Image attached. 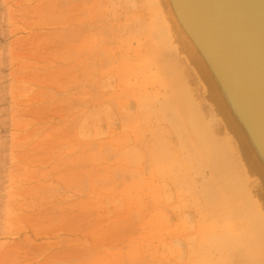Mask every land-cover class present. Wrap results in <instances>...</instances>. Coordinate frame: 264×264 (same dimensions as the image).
<instances>
[{
    "label": "rangeland",
    "instance_id": "374dc122",
    "mask_svg": "<svg viewBox=\"0 0 264 264\" xmlns=\"http://www.w3.org/2000/svg\"><path fill=\"white\" fill-rule=\"evenodd\" d=\"M154 42L140 0H0V264H254ZM100 93L109 120L72 110Z\"/></svg>",
    "mask_w": 264,
    "mask_h": 264
},
{
    "label": "water",
    "instance_id": "95a60500",
    "mask_svg": "<svg viewBox=\"0 0 264 264\" xmlns=\"http://www.w3.org/2000/svg\"><path fill=\"white\" fill-rule=\"evenodd\" d=\"M155 1L141 0L147 13L153 12ZM170 3L175 15L181 18L185 33H189V37L182 30L178 34L173 26L176 38L191 55V65H185L183 76L174 74L179 79L181 89L176 91L179 89L184 110L178 105L203 156L207 154L212 160L209 168L233 205L234 223L246 231L249 239L256 240L263 252L264 0ZM148 25L151 36L159 42L160 56L166 54L160 42L161 29L153 23ZM194 69L202 86L196 83ZM198 125H206L209 132H214L212 138L208 134L200 137L203 146L195 133ZM219 147L228 164L219 158Z\"/></svg>",
    "mask_w": 264,
    "mask_h": 264
},
{
    "label": "bare ground",
    "instance_id": "6f19581e",
    "mask_svg": "<svg viewBox=\"0 0 264 264\" xmlns=\"http://www.w3.org/2000/svg\"><path fill=\"white\" fill-rule=\"evenodd\" d=\"M88 1H90V0H88ZM96 1V0H95ZM141 1V0H140ZM133 2V1H132ZM158 2V3H157ZM157 2L155 1V4H153L154 6H155V8H152V10H153V14L151 13V14H149L148 13V24H150V23H153L155 26H156V28H160L161 29V34H160V42L162 43L161 44V46L163 47V48H165V50H164V52L166 53V54H164V55H162V56H160V51H158V48H160V46H159V42L157 43L156 41L157 40H155V42H154V49H156L157 50V55H156V58H157V62H158V72L160 73V75L161 74H163L165 77L167 76V78H166V80L167 81H171L170 83L171 84H173V90H172V93H173V97L175 98L174 100L176 101V103L177 104H181L182 105V108H183V110H184V106H183V101H182V99H181V96H180V94H179V89H178V92L176 91V88H180L181 89V87L179 86V83H178V78L176 77V76H174V74H177L178 76H180V77H182L183 76V74H184V72L186 71V66L185 65H187L188 67L191 65V62H190V53H189V51H187L185 48L183 49V43H181L180 41H178V39L176 38V37H178L177 36V34H176V32L174 31V29H173V26H174V28H175V30L177 31V33L179 34L180 32H181V30L185 33V31H184V29H183V24L181 23V21H180V19L181 18H178V16L177 15H175V13H174V11H173V9H172V6H171V3H170V0H157ZM86 3V2H85ZM84 3V4H85ZM128 3V2H127ZM142 3V2H141ZM101 4V3H100ZM158 4V5H157ZM86 5V4H85ZM102 5V4H101ZM126 5V4H125ZM132 5H133V3H132ZM89 6V5H88ZM92 6V5H91ZM131 6V5H130ZM83 7V6H82ZM81 6H80V8H82ZM98 7H100V6H98ZM101 7H105V5L103 6H101ZM113 7V6H112ZM111 7V8H112ZM86 8H88L87 7V5H86ZM110 8V9H111ZM114 8L115 7H113L112 9H111V11L113 12L114 11ZM83 9V8H82ZM85 9V8H84ZM83 9V10H84ZM95 9V8H94ZM93 9V10H94ZM82 10V11H83ZM142 10V9H141ZM100 13H101V11H103L102 13H105L104 12V10L102 9L101 11H100V9L98 10ZM110 11V10H109ZM109 11H106V12H109ZM134 11V10H133ZM147 11V10H146ZM81 12V11H80ZM87 12V11H86ZM116 12V11H115ZM119 12V11H118ZM135 12H137V11H135ZM78 13H79V11H78ZM77 13V14H78ZM99 13V14H100ZM64 14V13H63ZM69 14V13H68ZM76 14V15H77ZM112 14V13H111ZM117 14V13H116ZM115 14V15H116ZM143 14V13H142ZM82 15H83V13H82ZM82 15H81V17H82ZM96 15V14H95ZM103 15V14H102ZM102 15H101V18H103L102 17ZM113 15H114V13H113ZM84 16H85V14H84ZM93 16H94V14H93ZM105 18H107L109 15H107V17H106V13H105ZM134 16H136V15H134ZM161 16H163V20H162V18H161ZM62 17H66V14H65V16L63 15V16H61V18ZM73 17H75V16H73ZM87 17V16H86ZM114 17V16H113ZM67 18V17H66ZM69 18H71V17H69ZM68 18V19H69ZM92 18V17H91ZM104 18V19H105ZM119 18V17H118ZM140 18V17H139ZM76 19V18H75ZM115 20H116V18H114ZM82 20V19H81ZM92 20V19H91ZM112 20V19H111ZM110 20V21H111ZM119 20V19H118ZM66 21V20H65ZM70 21V20H69ZM76 21V20H75ZM85 21H86V19H85ZM96 21V20H95ZM131 21H132V19H131ZM146 21H147V19H146ZM105 22V21H104ZM107 22V21H106ZM112 22H114V21H111L110 23H112ZM116 23L118 22V21H115ZM114 22V23H115ZM109 23V24H110ZM172 23V24H171ZM94 24H95V22H94ZM118 24V23H117ZM120 24V23H119ZM132 24V23H131ZM109 26H111V25H109ZM118 26V25H117ZM126 26V25H125ZM120 27V26H119ZM139 28V27H138ZM165 28V33L163 32V29ZM121 29V28H120ZM136 29V28H135ZM157 30V29H156ZM144 31V30H143ZM165 35H164V34ZM99 34L100 33H98L97 34V36H99ZM116 34V33H115ZM118 34V33H117ZM133 34V33H132ZM102 35V34H101ZM100 35V38H102L103 39V35L101 36ZM113 35V34H112ZM185 35H187L188 37H189V33H185ZM114 36V35H113ZM113 36H110L111 37V39H112V37ZM186 36V37H187ZM92 37V36H91ZM157 37L159 38V36L157 35ZM169 37V39L170 40H168L167 38ZM187 37V38H188ZM96 38H98V37H96ZM114 38V37H113ZM150 38V37H149ZM153 38V37H152ZM110 39V40H111ZM92 41H94L93 39H91ZM99 39H97L96 41H98ZM115 40V39H114ZM153 40H154V38H153ZM91 41V42H92ZM142 41H144V40H142ZM149 41V40H148ZM90 42V43H91ZM100 42V41H99ZM117 42V41H116ZM186 42H188V41H186ZM104 43V42H103ZM121 43V42H120ZM134 43H136V42H134ZM157 43V44H156ZM95 44H97V43H95ZM94 44V45H95ZM139 44V43H138ZM142 44V43H141ZM101 45V44H100ZM99 45V46H100ZM136 45V44H135ZM157 45H158V47H157ZM96 46V45H95ZM95 46H93V44H92V49H94L95 48ZM102 46V45H101ZM111 46V45H110ZM124 46V45H123ZM122 46V47H123ZM144 46V45H143ZM192 46V47H191ZM125 47V46H124ZM148 47V46H147ZM189 47L192 49V51L194 52L195 51V49L193 48V45L191 44V45H189ZM90 49V48H89ZM120 49H121V47H120ZM104 50V49H103ZM115 50H117V48H115ZM124 50V49H123ZM151 50V49H150ZM125 51V50H124ZM182 54V56L184 57V58H181L182 56L180 55V53ZM115 52V51H114ZM118 52V51H117ZM117 52H116V54H117ZM119 52H121V51H119ZM78 53V52H77ZM79 54V53H78ZM82 54V53H81ZM115 54V53H114ZM194 54H195V52H194ZM96 55V54H95ZM110 55H112V54H110ZM117 55H119V54H117ZM124 55V54H123ZM178 57V58H176V56ZM150 56V55H149ZM171 56H173V58H171ZM94 57V56H93ZM97 57V56H96ZM96 61V60H95ZM155 61V60H154ZM99 62V61H98ZM156 62V61H155ZM185 62L187 63V64H185ZM101 63L103 64V62L101 61ZM102 64H101V66H102ZM156 65V66H157ZM149 68V67H148ZM102 71H103V69H102ZM193 73H194V75H195V69L193 70ZM157 74V73H156ZM173 74V75H172ZM153 75V74H152ZM154 76V75H153ZM179 77V78H180ZM195 77H196V83H197V85H199L200 83H201V86H202V84H203V82H202V80H201V78H200V76H199V78L195 75ZM178 79V80H177ZM165 80V81H166ZM166 86V85H165ZM179 86V87H178ZM179 101V102H178ZM169 103H171L170 104V106H171V108H175L174 107V104L171 102V101H169ZM168 103V104H169ZM141 110V109H140ZM141 112V111H140ZM145 112H147L146 111V109H145ZM164 114H166V113H164ZM181 117H183V121H185V118H186V116L184 115V113L181 115ZM200 119V118H199ZM198 119V120H199ZM181 120V121H182ZM123 121H125V119L123 120ZM186 123V122H185ZM191 123V122H190ZM192 124V123H191ZM192 127H193V125H192ZM198 127H199V129H197L196 131H195V133L196 134H198V140H199V142H200V144H202V146H203V143H202V140H201V138L200 137H205L206 136V134H208L211 138L214 136L213 134H214V132H209V130L207 129V127H206V125H205V127L204 126H200V125H198ZM204 127V128H203ZM177 129V128H176ZM189 129V128H188ZM193 129H194V127H193ZM192 129V130H193ZM207 129V130H206ZM195 130V129H194ZM177 132L179 133L180 131L177 129ZM182 137H183V134H182ZM191 138V137H190ZM181 140V139H180ZM181 142V141H180ZM185 142V141H184ZM182 144H183V142H181ZM190 145V144H189ZM195 148V147H194ZM220 149V151H219V153H220V155H218L219 156V158L221 159V160H223V159H225V156L223 155V151L221 150V147H219ZM198 153H200L199 151H198ZM203 155V154H202ZM203 160H204V162L208 165V166H210L209 164L211 163V164H213L212 163V160H211V158L206 154V155H204L203 157ZM227 158V157H226ZM191 159V158H190ZM218 159V158H217ZM192 160V159H191ZM225 162H227V160L225 159L224 160ZM226 164H228V162L226 163ZM201 170H202V168H201ZM196 171V170H195ZM198 173V172H197ZM217 175V174H216ZM218 176V175H217ZM221 182V181H220ZM221 183H223V182H221ZM222 196V195H221ZM209 204H211L210 202H209ZM217 212H219L220 213V211H217ZM214 213V212H213ZM216 213V212H215ZM223 213H225L224 212V209H223ZM212 214V213H211ZM225 215H227V216H229V217H233L234 216V213H233V205H232V203H231V201L230 200H227V207H226V214ZM216 218V217H215ZM216 225V224H215ZM218 227V226H217ZM237 234H239L240 235V239H241V243H242V247H243V249L245 250V251H247L248 253H249V256H250V258L251 259H253L255 262H254V264H264V245L262 244V250H263V252L257 247V245L259 244L256 240L255 241H252L251 239H249V237L247 236V233H246V231L243 229V230H239V233H237ZM231 240V239H230ZM232 241V240H231ZM233 242H235V241H233ZM258 243V244H257ZM259 246V245H258ZM231 248V247H230ZM242 249V250H243ZM230 258V257H229ZM233 258V257H232ZM231 258V259H232ZM239 259V258H238ZM245 259V258H244ZM233 263V262H232ZM235 263V262H234ZM248 263V262H247Z\"/></svg>",
    "mask_w": 264,
    "mask_h": 264
},
{
    "label": "crops",
    "instance_id": "0c3cea01",
    "mask_svg": "<svg viewBox=\"0 0 264 264\" xmlns=\"http://www.w3.org/2000/svg\"><path fill=\"white\" fill-rule=\"evenodd\" d=\"M80 97H83V101L80 102L78 105H75V108H73L72 110L73 111H77V112H88V111L92 112V113L95 112V113H97V116H98V119H99L98 122L101 121L103 123L104 120L105 121L109 120V118L111 116L109 113H112V112H114L116 110H118V111L120 110V109H118V108H120V106H118V108L116 107V109H114L113 108L114 105H112L111 102H108V100L109 101L111 100V97L106 99V94H103V93L95 95V97L92 99V102L91 101L89 102L87 99H85V97H87L86 94L85 95H80ZM104 112H105V114H99V113H104ZM97 116H95V117H97ZM81 118H82V116H80V119ZM99 125H101V123H99ZM105 156L106 155H95V157H94L95 160L100 162L99 168H104V163L106 161V159H105L106 157ZM93 190L90 189V192H92V191L95 192L96 191L97 193H102L101 195L100 194L97 195V198H98L99 201H100V199L103 200V201H106V198H107L108 202H111V200L109 201V199H108V195L106 194V190L101 191L102 189H97V188H94ZM164 195L165 194L163 193V196ZM164 198H165V196H164ZM168 198H170L169 194H168ZM171 201L172 200H170V199H168V201H166V199H164V200L162 199L158 203V208L161 210L162 216L167 221L168 220L171 221V219L174 217V215H176V213L172 211L173 205L176 203V201L174 200L175 201L174 204ZM190 208H187V209H190ZM191 215H192V212L188 211V212L185 213L184 217L188 218V216H191ZM227 219L229 221L228 223H229V226H230L229 231H227L228 232L227 235H228V239H229V244H234L237 248H240L242 250L243 249V247H242L243 245L241 243L240 235L237 234V233H239L240 228H239L238 224L232 223V220H231L230 217L227 216ZM233 241H235V242H233ZM242 251H243V254L245 255L247 260H250V262H252V263L255 262L253 259L250 258L249 253L247 251H245L244 249Z\"/></svg>",
    "mask_w": 264,
    "mask_h": 264
}]
</instances>
